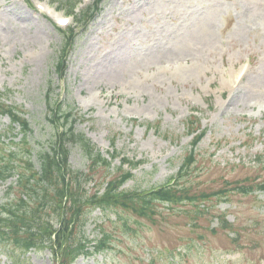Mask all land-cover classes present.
I'll use <instances>...</instances> for the list:
<instances>
[{
	"label": "rangeland",
	"instance_id": "1",
	"mask_svg": "<svg viewBox=\"0 0 264 264\" xmlns=\"http://www.w3.org/2000/svg\"><path fill=\"white\" fill-rule=\"evenodd\" d=\"M41 1L58 8L68 0ZM33 7L28 0H0V91L29 120L36 161L55 129L46 113L50 94L54 103L78 107L76 130L105 156L116 149L145 160L125 189L160 185L179 171L191 149L190 116L200 118L206 134L187 184L212 189L225 179H264L257 163L264 151V0H104L76 38L63 80L55 70L63 35ZM245 61L250 70L236 85L233 74ZM9 124L0 115V135ZM70 150L73 169H85L81 150ZM107 173L101 169L100 178ZM11 181L0 183V205L9 201ZM213 202L214 212L229 211L241 236L212 232L208 226L218 222L204 216L199 226L188 225L185 209H194L188 204H158L156 223L122 210L103 217L95 209L85 233L96 237L104 219L112 249L75 264H264V194H237L232 206ZM0 264L57 263L49 249L25 256L8 244L0 245Z\"/></svg>",
	"mask_w": 264,
	"mask_h": 264
},
{
	"label": "trees",
	"instance_id": "2",
	"mask_svg": "<svg viewBox=\"0 0 264 264\" xmlns=\"http://www.w3.org/2000/svg\"><path fill=\"white\" fill-rule=\"evenodd\" d=\"M88 15L92 16L93 13L91 11L85 13V16ZM72 40V38L66 39L63 55L59 61L61 75L66 63V49L72 44ZM49 109L51 114L48 115V118L51 124L56 118H64L66 122L70 123L71 128L67 135L55 133L49 146L42 147L37 151L36 161L33 160L36 151L30 140L32 128L28 119L22 114L24 111L0 99V113L8 114L11 118L8 130L13 131L14 125H20L22 133L19 140H13L9 145L0 140V180L7 181L15 175L18 176L16 185L10 186L8 194L9 198L11 195L13 197L9 202L3 204L0 210V240L12 242L15 247L21 249L24 255L33 248L50 247L59 258L64 257L66 251L71 249L74 244L80 245L79 234L85 225L84 214L96 207L101 208L104 215L112 209L124 210L139 218L153 220L152 222L156 223L154 214L157 212V203L168 204L171 209L188 204L194 208L193 210L185 209L189 216L188 225L199 226L198 218L207 217L209 214L210 217L207 218H209L210 224L214 220H217L218 223L214 227L209 225L208 229L214 233H219L222 230L228 233L236 228L226 219L225 213H211L216 205L213 203L214 199L231 201L232 199L229 197L231 191L243 194H249L255 190L264 192V181L258 183L256 178L252 177L247 178L245 182L224 180L221 187L212 189H195L193 184H187L188 176L194 171L195 148L202 140L204 132L196 135L192 140L191 150L185 156L177 176L179 179L174 185H162L158 190L148 192L120 190V187L134 175L118 167L117 176L108 181L109 176L106 180H96L95 175L99 169L109 167L110 162L83 135L75 134L72 128L74 120L72 111L62 112L61 105L52 107L50 103ZM195 128L191 125L189 132H193ZM72 139L90 160L87 171L72 170L69 166L64 143ZM181 177H186V179H180ZM90 181L94 182L96 186L87 185ZM105 184L106 187L102 190ZM58 203H60L59 209L56 205ZM78 212L83 217L79 218L73 227H70L72 216ZM49 216L61 217L60 229H54L55 222H51ZM5 226L10 227V230L2 229ZM99 227L101 238L96 241L95 252H102L110 247L108 243L111 238L110 234L103 228V224ZM54 231L56 234L52 238L51 233ZM238 234L240 235V233ZM62 263L68 264V261L63 259Z\"/></svg>",
	"mask_w": 264,
	"mask_h": 264
}]
</instances>
